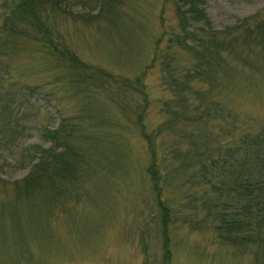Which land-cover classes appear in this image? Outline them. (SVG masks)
Here are the masks:
<instances>
[{
	"label": "rangeland",
	"instance_id": "rangeland-1",
	"mask_svg": "<svg viewBox=\"0 0 264 264\" xmlns=\"http://www.w3.org/2000/svg\"><path fill=\"white\" fill-rule=\"evenodd\" d=\"M63 3L72 11L47 19L58 43L110 75L64 73L36 41L12 30L8 39L0 26V141H6L0 144V264H264V228L244 227L256 206L244 209L246 199L234 197L219 209L211 204L219 199L210 197L203 207V186L183 182L190 169L178 167L176 159L165 165L172 174L164 182L168 212L162 217L147 170L152 152L145 134L156 129L157 142L176 152L196 137L195 119L214 132L230 119L250 130L264 126V0L198 2L215 30L211 38L226 41L213 45L220 48L214 60L210 56L208 79L193 71L185 78L188 52L177 46L168 61L172 70L152 59L163 26L186 30L179 2ZM200 36L207 40L209 34ZM4 92L9 94L3 98ZM181 93L186 102L176 96ZM6 98L13 107L8 112ZM203 101L210 105L200 108ZM184 103L194 115L190 108L183 114L188 118L171 121V111L181 113ZM213 106L216 111L207 114ZM55 127L73 162L59 183L63 191L51 193L45 179L25 191L13 182L29 169L27 162L19 164V151L47 147L46 129Z\"/></svg>",
	"mask_w": 264,
	"mask_h": 264
},
{
	"label": "trees",
	"instance_id": "trees-1",
	"mask_svg": "<svg viewBox=\"0 0 264 264\" xmlns=\"http://www.w3.org/2000/svg\"><path fill=\"white\" fill-rule=\"evenodd\" d=\"M175 1L184 6L182 9H178L177 12L182 16V23L186 30L183 32V28L180 26L177 29L171 26H163L161 33L154 40L152 59L164 65L163 69L169 67L172 70L175 64L172 62L168 63V61L174 57L175 50H171V48L177 46L180 50L188 52L184 61L189 63L191 67H186L183 71L185 78L188 79L191 76L190 72L192 73L193 71L198 73L200 78L208 79L212 65L210 56L214 60L220 48H214V46H222L226 41L221 39L214 42L215 39L211 38L215 30L210 28L203 8L198 5L201 0ZM98 2L102 4V1ZM65 5L63 0H2L0 2V14L1 16L4 14V16L0 26L8 39H10L12 30L15 35L24 33L31 41H36L40 44L41 49L46 50L47 55L48 53L52 55V64L54 66L58 65L61 68L60 71L64 70V73L74 70L95 78L100 76V74L110 75L106 71H101L97 66L91 67V65H88L85 61L79 59L77 55L73 54L72 51L68 50L67 47L63 46L62 42L58 43V36L51 30L53 21H48L47 19L51 17L52 13L57 15L72 11L69 5ZM160 18L162 19V15H160ZM187 19L190 21L184 23ZM196 20H201V23L195 24ZM18 24H21L20 29L17 27ZM201 33L209 34L207 40L200 36ZM97 72H100V74H97ZM174 76L173 74L171 80L175 78ZM57 79L53 78V81ZM186 79L184 82L187 81ZM31 90H33V87H27L25 91L30 92ZM177 92H180V90H177ZM8 94L4 92L2 97L4 98ZM181 94L176 96L186 102L187 97L184 96L185 94ZM210 96L215 97V100L217 99L221 103V99H218L217 96L212 94ZM17 97L15 94L11 95L13 100H16ZM208 97L205 96L204 99ZM8 102L6 98L3 103V110L6 112L13 109V107H8ZM202 105L208 107L210 102L203 101V104L199 103L200 108ZM214 111H216V106H213L212 110H207L206 113ZM180 112L178 114L176 109L172 110V117L169 119L174 122L183 114L194 115L192 106L187 103L183 104V109ZM11 114L13 116L16 115L15 112ZM182 118L188 117L184 116ZM136 119H139V117ZM230 120L231 122L224 123L226 126H222L214 132L207 131L209 129L207 124L201 125L202 121L199 120L197 122L195 119V124L199 129L196 132H191L193 134L191 136L196 137L192 138L193 141L188 148L186 145L184 151L179 149L173 152L167 147H162L165 144L157 142L155 139L156 129L145 132L152 152L147 170L152 188L156 194V201L162 210V217L168 212L166 198L163 195V192L167 189V184L164 182L167 179H171L172 174V170L166 168L165 165L167 162L170 164L167 159L171 161L176 159L178 167L190 169L189 175L186 179H183V182H187L191 186H203L200 195H198L203 199V207L207 208L209 204L206 199L210 197L219 199V201L210 202L214 206L217 205L219 209L224 204L231 203V201L227 202L226 198H244L246 199L243 206L244 209H248L251 205L256 206V215L247 217L244 227L252 231L256 229L259 231L264 228V126L250 130L248 127L250 125L240 124L242 121L239 122V119ZM45 137L50 141L47 147L33 144L27 145L19 151V164L27 162L29 169L23 177L13 182L18 183L26 191V189L38 185L45 179V189L55 194L61 192V190L63 191L59 183L63 177H67V172L73 167V162L71 158L67 157L70 153V146L63 141L58 127L46 129ZM5 142V140L0 141V144ZM178 146L176 144L173 148ZM59 147L60 149H58ZM162 151L166 152L162 154ZM193 165L195 167L192 169ZM42 177L43 179L41 180ZM161 221L164 224L166 219L163 218ZM232 222L234 223L233 227L237 226V223H235L236 219H232ZM239 223L241 225V222Z\"/></svg>",
	"mask_w": 264,
	"mask_h": 264
}]
</instances>
